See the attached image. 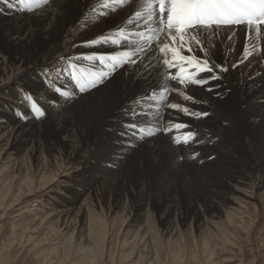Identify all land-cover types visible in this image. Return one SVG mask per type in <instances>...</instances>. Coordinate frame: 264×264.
Wrapping results in <instances>:
<instances>
[{
  "label": "rangeland",
  "instance_id": "obj_1",
  "mask_svg": "<svg viewBox=\"0 0 264 264\" xmlns=\"http://www.w3.org/2000/svg\"><path fill=\"white\" fill-rule=\"evenodd\" d=\"M83 1L85 5L93 1L92 9L97 2ZM79 13L77 8L68 23ZM92 38H84L83 30L67 41H81L79 46L84 51V41ZM256 40L251 45L259 49L258 56L264 50V37ZM0 48L7 50L1 35ZM97 49L101 51V47ZM238 49L237 56H243L240 43ZM46 51L47 47L38 43L30 56ZM85 58H79L81 69L91 65ZM260 58H242L243 62L232 67L241 66L235 76L246 77L254 61L264 63ZM9 68L0 73V85L7 86L0 93V125L19 123L23 129L16 144L23 150L17 166L10 167L14 162L0 156V264H264V185H260L264 182V114L245 105L249 99L264 96L259 70L249 73L256 76L255 80L233 84L234 100L243 112L231 116L244 120L242 128L210 118L209 113L201 121L180 113H172L176 115L172 119L171 113H165L153 120L146 118L149 127L156 129L153 123H159V130L151 137L130 134L126 126L113 142H95L94 133L93 142L86 143L84 136L79 150L82 157L71 163L66 159L69 145L50 117L66 110L71 116L66 125L78 123L76 114L70 112L78 109L79 100L87 99L86 91L78 90L69 71L55 81L34 69L18 82L15 76L22 68L14 64ZM100 68L97 61L93 70ZM62 69L67 70L68 65ZM53 83L69 91V96L54 92ZM123 86L126 88V83ZM152 89L148 87L146 93ZM73 90H77L76 95ZM26 95L33 97L44 112V128L36 123L38 117L24 99ZM13 103L23 104L24 112ZM103 118L108 122L115 115L106 113ZM135 119L130 123L143 121ZM127 122L122 123L130 124ZM165 124L171 131L162 130ZM173 124H185L187 129L177 130ZM93 126L105 132L101 137L109 130L101 119ZM194 126L199 128L194 138L207 134L209 142L200 147L192 143L194 139L187 144L174 142V137L193 131ZM130 144L129 151L125 147ZM2 151L0 148V154ZM195 154L203 158L196 161ZM241 181L246 186H241ZM64 182H68L67 188H63ZM61 188L66 190L63 195ZM221 198L231 203L221 208ZM56 209L63 217L56 215Z\"/></svg>",
  "mask_w": 264,
  "mask_h": 264
},
{
  "label": "bare ground",
  "instance_id": "obj_2",
  "mask_svg": "<svg viewBox=\"0 0 264 264\" xmlns=\"http://www.w3.org/2000/svg\"><path fill=\"white\" fill-rule=\"evenodd\" d=\"M11 2L12 0H9L8 3L0 0V35L7 45V50H3L0 48V73L4 74L7 68L10 69L9 67L13 64L14 66H20L22 68V71L20 74H17L15 76V81L18 82H21L25 77L30 76L32 73L28 75L29 71L34 69H38L41 76H45L49 79L53 76L52 78L56 81L62 75L64 76V72L60 74V70L63 68V66H65V64L69 65L70 63H72L78 65L79 58H81L82 56L86 57L85 62L91 63V65H84V70L94 71L93 67L97 64V61H99V59H90L89 55H92L93 57L95 55H104L105 57H107V55L113 54L116 51L124 50L120 46L119 48L114 47L110 41L105 42L104 40H101L99 38L109 36L121 27H124L126 31L143 30V28H137L135 24L129 25L126 23L129 18L128 15L138 10V0H131L129 4L124 5L123 7H118L116 11L98 8L96 12H93L90 6L93 1H90L87 5H85V2L83 0H50L49 5L44 6L42 9L37 10L33 13H22L17 7H10L9 4ZM94 3L95 8H97L99 0ZM77 8H79L80 10L79 15L75 16L74 20L68 23L70 16ZM100 11H106L108 14L101 16L99 15ZM139 23L143 24V21H140ZM83 30L84 38L93 37L92 39L84 41V51H82L79 46L81 41H67L70 36H78ZM234 38L236 39V41L233 40ZM95 40H99V42L95 44L89 43ZM255 40L256 37L254 34H252L251 39H249V33L244 27H234L232 30H221L219 35L215 38V48L212 51L211 60L214 65H223L228 70L226 72H220L218 69L214 68L213 73H201V77L207 80V83L203 86L193 85L186 90V94L191 95L194 98L193 101L184 100L176 92H170L168 94L169 99L166 103H178L183 107H187L189 109L188 114H185L183 111L168 108L165 104L164 106L159 107V115L171 113V117L172 119H174L176 115L172 113H180L182 116H189L190 118L201 121L202 116L197 117L196 115H194V113L207 112L210 114V118L214 116L217 119H221L225 122L231 123L237 128H242L245 124L244 120L231 116V114H241L243 112L242 106L240 104H236L234 100L235 97L233 93V84L235 83V86H237L239 84V81H243L246 79L253 80L256 76L249 75V73L252 72V69L256 70L255 72L259 70L257 73V77H259L260 81L264 82V63L262 64L260 62L261 64L259 63L258 65L254 61V63L249 66L248 71L246 72L247 75L244 78L235 76V74H238L241 69L240 65H238L235 69H232V67L238 62H241L243 58L242 55L237 56L238 53L236 52V50L239 51L238 44L240 43L244 50L248 42H250L251 45ZM38 43L46 46L47 51L39 56H30L35 48V45H37ZM234 44H237V46L235 45L236 49L234 47ZM98 47H101V51L97 49ZM77 50H79L80 52L77 53ZM14 51H16L15 55L13 53L9 54L10 52ZM198 54L203 55V53ZM250 57L252 59L261 57L260 59L264 60V50L260 55L255 56V54H253ZM150 60H152L151 54L149 55V59L145 60L144 63L147 64ZM152 62L153 64L156 63L155 61ZM261 65L263 66V69L260 67ZM100 67V71L98 72L107 71V69H105L104 65L101 63ZM260 68L262 70H260ZM164 71L165 69L163 67H160L151 71L150 73L141 74L131 68L122 67L113 72V77L109 75L104 78L102 82H100L101 87H99L100 85L98 87H93V90H91V92L90 89L87 90L85 92V94L88 95L87 99H84V101L79 100L80 104L78 109L73 108L71 112L69 111L71 114H73L72 116L76 114L78 123L71 122L68 126L66 125L71 117L66 110H64L65 112L63 114H57L54 117L51 116V124H53L57 128L59 133L64 135V141L69 145L66 159L71 163H74L78 158L82 157L79 150L84 144V136L86 143L90 142V140L93 142L94 139L92 140V138H94V133L95 136L97 135L95 137V140L97 141L95 142H106L102 139L112 142L113 140H117V138L119 137V133H121L123 131L122 129H124V127L127 125L123 124L122 122L127 119V123H130L133 120V117L129 115L132 109H135L137 112L144 111L145 114L143 116L147 117H144L143 119L142 116H137L136 118H142V123L138 124H142L144 127L148 128L149 121H147L146 118L152 119V113L156 111L155 106H153L151 109H148L147 104L149 102L145 101L144 104L137 105L134 103V101L145 96L147 94L146 91L148 87L157 88V86L163 82L162 77ZM173 71H175V69H173ZM212 75L218 76L219 79H211ZM232 79L234 82L231 83ZM116 81L118 83H115ZM124 83H126V88H124L123 86ZM53 84L55 85V87L60 88V85H58V83ZM218 85H223L225 88H221ZM175 86L179 87V85ZM6 87V85H0V93H2L3 89H6ZM76 91L73 90L74 95L77 94ZM39 92V94H41V88ZM141 92H144V94L140 95ZM85 94L83 95L85 96ZM78 99H80V97ZM81 104L84 105V108L81 106ZM13 105H16L21 113L24 112L23 104L13 103ZM245 105L247 107H250V110L255 111V113L259 115L264 114V96L258 97V99H256L255 101H251L249 99L247 103H245ZM238 106L241 107L238 109ZM118 108L121 109L118 110ZM170 109L174 111H170ZM116 110L118 111L114 114L113 112ZM106 113H108L109 116L115 115V119L106 122V118H103ZM128 116L132 117V120L130 118H124ZM100 119L101 122L106 123L107 128L109 129L105 137H101V133L105 132H102L101 129L93 126V123L97 122V120L100 121ZM36 123L40 124L41 126H39L42 127L43 124L46 123L44 115L38 117ZM153 124L155 125L156 129H158L159 123L157 122V120L154 121ZM18 125L19 123L0 125V148L3 149L0 156H2L3 154L1 158L2 160L7 161L8 158V162H14V165L10 164V167L18 165L19 156H21L20 154L23 150V146L16 144V141L18 140L17 138L20 133H22L23 129ZM150 128L154 132L156 131L155 128L151 126ZM164 128H168L167 124H165ZM104 130H106V128ZM110 130H112V132ZM196 130H199V128L197 126H194L193 131L191 129V132L194 133ZM128 131L130 134H133L132 130L128 129ZM130 137L132 140H136V137ZM181 137H183V135L180 136V138ZM121 139L122 138H120V140ZM209 139L210 138L206 134L203 137L198 136L196 139L194 138L192 143H196L198 147H200L204 145V143L209 142ZM161 140H163V138ZM131 145L132 144L127 145L125 148L130 151ZM195 156L197 158L196 161L203 158V156H198V154H195ZM120 160H116L117 165H121ZM239 184L241 186H246V183L244 182ZM260 185L263 186L264 182ZM67 187L68 182H64L63 188ZM61 191L60 193L62 195L64 194V191L66 192V190L62 188ZM55 198L57 199L58 197ZM230 201V199L226 200L225 198H221L220 207L222 208V206H225V204L228 205L229 203H231ZM49 206L52 207L53 205L49 204ZM54 211L56 212V215L59 216V218L63 217L62 211H59L58 209Z\"/></svg>",
  "mask_w": 264,
  "mask_h": 264
},
{
  "label": "snow or ice",
  "instance_id": "obj_3",
  "mask_svg": "<svg viewBox=\"0 0 264 264\" xmlns=\"http://www.w3.org/2000/svg\"><path fill=\"white\" fill-rule=\"evenodd\" d=\"M3 2L8 3L9 0H3ZM130 2L131 0H99L97 8H93L92 11L96 12L98 8L116 11L118 7H123ZM49 4L50 0H12L9 6L17 7L22 13H33ZM107 14L106 11L99 12L101 16ZM140 21H143V24H140ZM126 23L135 24L137 28H143V30L126 31L124 27H121L109 36L99 38L124 49L107 57L98 58L107 71L84 70L70 63L67 70H60V74L69 71L78 90L85 92L122 67L131 68L141 74L163 67L165 69L163 82L157 88H153L150 94L138 98L134 103L142 105L147 101L148 109L155 106L156 111L152 113V118L158 117L159 107L165 104L168 108L188 114L187 107L178 103H166L169 99L168 94L176 92L184 100L193 101L194 98L187 95L186 90L193 85L203 86L207 83V80L201 77V73H213L214 68L220 72L228 70L223 65H214L211 60V54L215 48L214 41L221 30L244 27L249 33V39L252 34L258 40L264 37V0H138V10L129 16ZM98 42L99 40H95L89 43ZM258 52L259 49L256 46L246 44L243 59L247 60ZM150 54L152 60L145 64L144 61L149 59ZM152 61L156 63L153 64ZM211 79H219V77L212 75ZM51 86L60 95L69 96L68 92L62 91L54 84ZM24 99L30 103L37 117L44 115L33 97L26 95ZM144 114V111L137 112L135 109L129 113L134 120L137 116ZM194 115L200 117L207 116L208 113L201 112ZM126 127L133 131V135L139 133L141 138L155 135L150 127L146 128L135 122ZM171 127L179 130L186 128L187 125L173 124ZM162 130L168 132L171 128ZM195 135L188 131L183 134L182 139L174 137L173 140L177 144H187L194 139Z\"/></svg>",
  "mask_w": 264,
  "mask_h": 264
}]
</instances>
